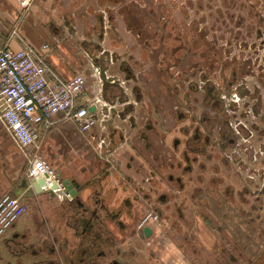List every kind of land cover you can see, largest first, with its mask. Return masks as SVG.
Instances as JSON below:
<instances>
[{
	"label": "flooded vegetation",
	"instance_id": "af4514ba",
	"mask_svg": "<svg viewBox=\"0 0 264 264\" xmlns=\"http://www.w3.org/2000/svg\"><path fill=\"white\" fill-rule=\"evenodd\" d=\"M252 11L240 21L243 32L221 33L216 26L208 30L201 26L204 17L194 31L186 21L182 31H174L173 19L168 20L165 53L173 62L169 78L174 100L166 149L156 151L152 162L142 158L135 182L126 180L122 186L129 194L113 206L100 201L99 211L93 188L116 177L107 156L112 137L122 136L113 125L115 102L106 93L108 82L103 83L102 98L109 107L91 135L102 165L94 176L72 177L92 191L86 200L69 202L77 208L63 204L58 211L67 212L72 237L82 239L75 244L65 236L62 244L51 247L43 239L46 258L33 264H264V15ZM227 35L245 44V56L243 49L237 55V47L220 46ZM181 58L190 66L178 70ZM108 81L119 85L117 79ZM201 223L217 237L211 250L202 241ZM39 227L46 235H59L60 226L50 217ZM2 238L0 264H12L10 257L30 250L28 234L24 243ZM16 264L24 263L17 259Z\"/></svg>",
	"mask_w": 264,
	"mask_h": 264
},
{
	"label": "crops",
	"instance_id": "0c3cea01",
	"mask_svg": "<svg viewBox=\"0 0 264 264\" xmlns=\"http://www.w3.org/2000/svg\"><path fill=\"white\" fill-rule=\"evenodd\" d=\"M140 1L152 5L151 0H35L29 12L23 14L18 0H0V46L21 48L22 42L18 35L36 48L49 44L47 63L63 79L69 80L77 73L86 74L89 94L95 90L90 75L94 70L100 71L103 83L108 82L106 93L115 102L113 112L116 118L113 125L122 136L118 132L112 137L113 147L107 156L114 162L115 166L111 170L116 171V177L111 175L93 188L97 192L99 211L100 201L104 200L113 206L117 200L120 201L129 194L122 190V186L127 181L135 182L139 175L136 170L142 163V158L152 162L155 152H164L169 140L166 129L171 103L167 101L166 95L160 97V108L153 95L149 96L151 90L158 96L160 84L155 85L156 75L152 71L156 74L155 69L159 72L156 66L163 64L153 57L157 48L150 49L157 36L145 38L143 46L151 50L148 56L150 59L143 69L136 68L138 52L134 51L137 43L134 33L138 37H144L139 24ZM153 18L157 19V16L154 15ZM14 29L18 35L14 34ZM164 37L165 41L166 35ZM165 49L166 47L163 50L166 57ZM169 75L168 72V78ZM110 78L119 80V85H111L108 81ZM102 87L103 84L101 90ZM169 88L172 94L171 81ZM149 107L155 108L154 113L159 114L161 123L158 118L150 115ZM147 117L150 119L147 120ZM3 128L0 126V200L9 194L28 203L27 212L12 225L3 238L15 237L24 243V234H28L25 244L30 250H18L16 256L19 258L10 257V261L16 264L17 259H20L24 264H33L46 258L43 239L48 240L49 247L53 243L55 246L62 244L65 236L75 244L81 241L79 236L72 237L74 230L67 225V212H58L63 204L66 208L73 209L77 205L70 206L69 202L75 200L73 198L60 200L56 196L53 198L50 193L38 192V179L34 178L33 181V178L28 177L24 154L15 148L16 143L11 134ZM36 129L39 138L32 149L37 145L45 158L47 155L51 157L55 162L53 167L63 178L76 177L81 180L80 178L97 174L102 162L96 160V153L92 160L85 153L88 151L87 146L92 145L91 135L95 129L83 133L71 121L59 122L48 130L40 124ZM96 129L98 132L105 130L99 127ZM159 132L166 136L161 139ZM73 151L77 152L75 162L69 159ZM114 188L116 191L112 192ZM86 191L89 193L92 188ZM86 193L83 200L87 199ZM45 202L54 206L48 209L52 215H46ZM46 217H50L52 222H58L60 227L56 233L59 235H46L44 229H40L39 225ZM200 225L202 241L206 249L211 250L217 237L206 224ZM84 227L83 221L79 225V231L82 232ZM55 235L59 236L56 240ZM40 245L43 249L39 248ZM2 253L8 257L4 251Z\"/></svg>",
	"mask_w": 264,
	"mask_h": 264
},
{
	"label": "built area",
	"instance_id": "2783aa9c",
	"mask_svg": "<svg viewBox=\"0 0 264 264\" xmlns=\"http://www.w3.org/2000/svg\"><path fill=\"white\" fill-rule=\"evenodd\" d=\"M18 1L23 14L35 3ZM13 32L18 35L17 30ZM18 37L21 48L0 46V122L28 159V177L44 180L42 192L52 191L60 200L72 198L64 178L43 157L39 146L32 149L39 138L36 126L41 124L48 130L59 122L71 121L81 132H91L108 106L102 98V76L97 69L91 72L95 90L89 94L86 74L77 73L66 80L49 66V44L36 48ZM91 107L95 110L90 111ZM26 210L19 197L7 194L0 200V239Z\"/></svg>",
	"mask_w": 264,
	"mask_h": 264
},
{
	"label": "rangeland",
	"instance_id": "374dc122",
	"mask_svg": "<svg viewBox=\"0 0 264 264\" xmlns=\"http://www.w3.org/2000/svg\"><path fill=\"white\" fill-rule=\"evenodd\" d=\"M140 2H141V7H140L141 20L139 24H140V27L142 28V31L144 32V37L142 35L138 37L137 33H134L135 41L137 40L136 41L137 43H135L134 45V51L138 52L137 53L138 62L136 63V68H138V70L141 68L143 69L144 65L149 62L150 57L148 56L151 54L150 49L157 48V51L153 55V57L158 59V61L161 60V63L163 64L161 65L158 64V66H156V68L159 69L160 73L157 71V69H155L156 74H154L153 71H152V74L154 76L156 75L155 85L160 84V86L158 85L159 87L158 96L159 97L155 95L156 93L153 90H151L149 96L152 97L151 94L153 95V97L158 101L160 108L162 106L160 97H164L166 95L165 97H167V101L171 104L174 100L173 95L169 91L171 79L168 78L169 66L173 64V62L172 61L170 62L169 61L170 58L168 59L167 57L164 56V51H163L164 48L166 47L164 36L171 30V25L168 22V20L173 19L172 28L174 29V31H182L184 27V23L186 22L187 24L190 25V27H193L191 30L194 31V29L197 26H199V20L202 22L203 21L202 17H204L205 21L204 23H202L201 26H203L204 28H207L208 30H214V26H216V27H219L218 30L221 33L227 32L230 30L237 31V32H243L244 25L241 24L240 21L242 20V22H244L250 14L253 15L252 10H254L256 13L260 12L261 15L262 14L264 15V1L263 0H226V1L225 0H188V1L187 0H151L152 5H146L144 1H140ZM200 3H203L204 7H201L199 5ZM154 15L157 16V19L153 18ZM186 16H187V20H186ZM239 26H241V28H239ZM152 36L153 38L157 36V40H154V42L152 43L153 47H151L150 49L145 48L143 46L145 38L147 37L151 38ZM242 40H245V38L241 39V41ZM220 44H221L220 46H224V48H227L229 45L237 47L238 48L237 55L242 52L241 51L242 49H243V52L241 54H243V56L247 54L244 51L245 44L241 45L239 43H235V40H233L232 35L231 36L227 35L225 38H221ZM250 53L251 51H249V54ZM172 60L174 59L172 58ZM188 62H189L188 60H185L182 58L178 59V62L176 63L177 69L178 70L186 69L187 65H189ZM149 109H150L149 110L150 115H153L154 118H158L161 123L159 114L154 113L155 108L153 109V107H149ZM156 110H159V109L156 108ZM167 115H168V112H167ZM149 119L150 117H147V120ZM0 126H2V128L4 127L1 122H0ZM160 133L161 132H159V134ZM167 135L168 137H170V134H167ZM15 148L19 150L20 152H22L19 149V147H17V145L15 146ZM87 149L88 151L85 153H88L90 157L89 159L92 160L93 155L96 153V149H98L96 142L93 143L92 141V145H88ZM48 150L51 154V151H50L51 148H49ZM76 156H77L76 151L71 152V155L69 156L70 161L75 162ZM43 157L45 156L43 155ZM24 158L26 159V162H27V165H26V168H27L28 159L25 157V155H24ZM46 159L52 166H54L55 162L51 157L47 155ZM24 203L27 205V210H28V203L26 202ZM44 206L46 209V212H45L46 215H52L48 209H51L54 206L48 205L47 202L44 203ZM27 210L23 214H25ZM54 211L53 213H55ZM22 215L20 217H22ZM171 251L173 253V257H176L177 256L175 253L176 250L172 249Z\"/></svg>",
	"mask_w": 264,
	"mask_h": 264
},
{
	"label": "water",
	"instance_id": "95a60500",
	"mask_svg": "<svg viewBox=\"0 0 264 264\" xmlns=\"http://www.w3.org/2000/svg\"><path fill=\"white\" fill-rule=\"evenodd\" d=\"M95 108L91 107L90 111H94ZM34 181V178L32 179ZM37 190L39 193H42V189H41V185L44 183L43 179H38L37 181ZM64 183L66 186V191L70 194V196L75 199V200H83V196L85 195V193L87 192L86 190L88 189V187L86 186L85 183H79L76 179L73 178H64ZM50 195L54 198L55 194L51 191ZM86 197L89 196V193H86ZM145 231L147 232V234L150 233V228L146 227Z\"/></svg>",
	"mask_w": 264,
	"mask_h": 264
}]
</instances>
